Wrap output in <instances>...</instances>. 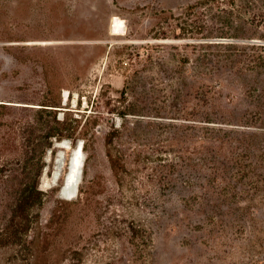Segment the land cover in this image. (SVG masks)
I'll return each instance as SVG.
<instances>
[{
    "label": "rangeland",
    "instance_id": "obj_1",
    "mask_svg": "<svg viewBox=\"0 0 264 264\" xmlns=\"http://www.w3.org/2000/svg\"><path fill=\"white\" fill-rule=\"evenodd\" d=\"M259 15L264 0H0V264H264V75L219 90L207 70L212 45H264ZM220 122L214 172L198 149Z\"/></svg>",
    "mask_w": 264,
    "mask_h": 264
},
{
    "label": "trees",
    "instance_id": "obj_2",
    "mask_svg": "<svg viewBox=\"0 0 264 264\" xmlns=\"http://www.w3.org/2000/svg\"><path fill=\"white\" fill-rule=\"evenodd\" d=\"M256 22L259 23L257 27L261 28L264 32V17L263 15H259L257 18L255 16L252 17V20L245 22V25L249 26H256ZM249 37H246L248 39ZM264 39V33L261 37ZM217 47L224 48V52L221 53H212L209 54L214 58L213 64L211 65L212 68L210 69L207 67V70L211 71L212 76L216 79V84L219 88H223L225 90H232L235 84H240L241 78L245 79L248 73H252L255 71H259V73H263L264 75V45H247V46H239L238 44H229V45H212ZM246 49L250 51L247 53ZM209 55L203 54L202 57H208ZM224 63V65H222ZM205 69V65H200V72H203ZM199 88V92H196V96L198 100L201 101L203 105H207L208 100V90L210 87H206L201 85ZM212 88V87H211ZM220 90V89H219ZM199 125H203V123L214 124L213 121H198ZM226 124V123H225ZM224 123H216L217 129H212L213 134H210V141L205 145V143H201L198 151H201V160L202 163L205 164V161H208L213 166V171L217 172L219 170L218 163H220V158H224V154L227 149H229L231 138H229L227 131L223 128L226 126ZM228 124V123H227ZM237 127H245L248 126L247 124H233ZM252 126V125H249ZM248 126V127H249ZM256 127V126H253ZM231 132V130H230ZM234 132V131H233ZM243 133V132H241ZM114 132L111 133L108 137V145H111L114 138ZM237 142V141H236ZM237 147H231L229 150L230 156L228 157L229 162L231 163V171H232V178L236 179L237 176L242 175L246 171L248 167L245 160L247 159L246 149L241 144V139L238 140ZM110 159L113 161V156L109 155ZM121 157L118 159L114 158V161L120 160ZM218 162V163H217ZM205 166V165H204ZM170 170L172 167H170ZM27 200L28 196L23 198L19 205L18 209L20 212H23L27 208Z\"/></svg>",
    "mask_w": 264,
    "mask_h": 264
},
{
    "label": "bare ground",
    "instance_id": "obj_3",
    "mask_svg": "<svg viewBox=\"0 0 264 264\" xmlns=\"http://www.w3.org/2000/svg\"><path fill=\"white\" fill-rule=\"evenodd\" d=\"M80 150L74 152V155H73V158H74L73 160L75 162H74V165L72 166L71 174H70V178L74 177V182L71 184V190L73 192H77V186H78L77 178L79 177V175H81V170L83 166V158L81 157L82 153ZM66 185L69 187L70 182L67 183Z\"/></svg>",
    "mask_w": 264,
    "mask_h": 264
},
{
    "label": "water",
    "instance_id": "obj_4",
    "mask_svg": "<svg viewBox=\"0 0 264 264\" xmlns=\"http://www.w3.org/2000/svg\"><path fill=\"white\" fill-rule=\"evenodd\" d=\"M81 149V145H79L78 147H77V149L74 151V152H76V151H78V150H80ZM81 151V150H80ZM73 152V153H74ZM73 155V154H72ZM82 158H83V155L81 156ZM74 158H73V156H71V158H70V161H69V169H68V173H67V175H66V178H65V186H66V184H67V180H68V178L70 177V174H71V169H72V166L74 165V160H73ZM79 179H80V175H79V177L77 178V182L79 183Z\"/></svg>",
    "mask_w": 264,
    "mask_h": 264
}]
</instances>
